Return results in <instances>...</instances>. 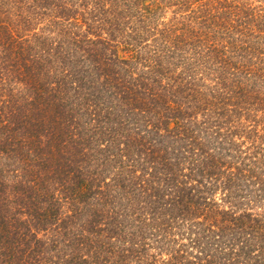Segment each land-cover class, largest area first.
I'll use <instances>...</instances> for the list:
<instances>
[{
    "label": "trees",
    "instance_id": "1",
    "mask_svg": "<svg viewBox=\"0 0 264 264\" xmlns=\"http://www.w3.org/2000/svg\"><path fill=\"white\" fill-rule=\"evenodd\" d=\"M0 264H264V0H0Z\"/></svg>",
    "mask_w": 264,
    "mask_h": 264
},
{
    "label": "rangeland",
    "instance_id": "2",
    "mask_svg": "<svg viewBox=\"0 0 264 264\" xmlns=\"http://www.w3.org/2000/svg\"><path fill=\"white\" fill-rule=\"evenodd\" d=\"M169 13V11H167Z\"/></svg>",
    "mask_w": 264,
    "mask_h": 264
}]
</instances>
